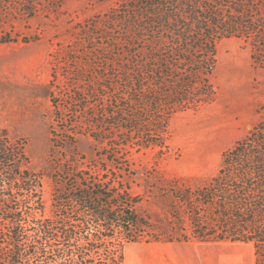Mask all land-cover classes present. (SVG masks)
<instances>
[{"label":"rangeland","instance_id":"374dc122","mask_svg":"<svg viewBox=\"0 0 264 264\" xmlns=\"http://www.w3.org/2000/svg\"><path fill=\"white\" fill-rule=\"evenodd\" d=\"M196 1L240 20L235 9L244 1V31L216 42L215 101L174 114L165 132L152 136L139 122L127 126L110 116L128 108L129 80L122 70L129 63L126 43L117 41L123 32L105 36L104 26L137 0H0V143L23 146V169L39 182L16 187L35 189V198H24L31 194L24 190L7 204L31 208L24 231L44 221L75 224L62 215L71 213L70 198L84 192L80 183L105 180L137 201L135 211L150 227L126 245L125 264H256L253 243L195 240L189 209L194 191L218 173L225 152L257 133L264 119V0ZM143 134L160 141L158 146L140 147ZM4 171L0 176L9 177ZM3 192L17 190L7 185ZM199 217L211 223L214 208L201 206ZM10 230L0 219V264L11 257ZM172 232L192 239L165 243L164 235ZM33 261L24 257L21 264Z\"/></svg>","mask_w":264,"mask_h":264},{"label":"trees","instance_id":"16d2710c","mask_svg":"<svg viewBox=\"0 0 264 264\" xmlns=\"http://www.w3.org/2000/svg\"><path fill=\"white\" fill-rule=\"evenodd\" d=\"M246 5L243 1L235 9L241 20L221 15L212 4L202 5L196 0H137L108 17L105 36L123 32L117 41L127 46L129 67L122 72H127L131 96L130 107L128 103L127 109L111 111L110 116L127 126L139 122V127L150 128L147 131L155 136L165 132L174 114L197 111L214 102L216 92L211 77L216 42L244 31ZM9 42L6 39L2 43ZM149 79L151 87L146 85ZM50 97L57 108L53 93ZM161 122L164 124L159 125ZM145 136L140 138V147L158 146L160 141ZM25 162L23 146L0 143V174L4 170L10 174L0 176V188L4 190L9 185L11 190H17L0 196V211H5V217L0 219L11 225V257L7 264H21L24 257L34 259L32 264H125L126 245L138 242L142 229L150 228L135 211L137 201H129L127 192L113 189L109 181L97 180L87 186L80 183L84 192L70 198L71 213L62 215L75 224L58 227L44 221L38 228L24 231L22 221L30 216L31 208L14 209L7 204L24 190L31 193L24 198H35V189L16 188L33 181L28 170L23 169ZM79 180L85 181L82 177ZM193 195L194 209L189 211L193 212L197 229L194 239L253 243L256 264H264V119L257 133L225 152L218 173ZM201 206L214 208L211 223L201 221ZM164 236L166 242L192 239L174 232ZM32 247L34 251L30 253Z\"/></svg>","mask_w":264,"mask_h":264},{"label":"crops","instance_id":"0c3cea01","mask_svg":"<svg viewBox=\"0 0 264 264\" xmlns=\"http://www.w3.org/2000/svg\"><path fill=\"white\" fill-rule=\"evenodd\" d=\"M195 240H197V239H195ZM198 242H200V243H203V242H205V241H201V240H197ZM165 243H168V244H180V243H183V242H166V241H164ZM184 243H188V242H184ZM190 243V242H189ZM193 248H194V246H193ZM193 249L192 248H185L184 249V252L185 253H190L191 251H192ZM183 254V253H182ZM174 264H189L187 261H184V260H180V261H175L174 262Z\"/></svg>","mask_w":264,"mask_h":264},{"label":"bare ground","instance_id":"6f19581e","mask_svg":"<svg viewBox=\"0 0 264 264\" xmlns=\"http://www.w3.org/2000/svg\"><path fill=\"white\" fill-rule=\"evenodd\" d=\"M242 70V69H241ZM234 72H236V71H234Z\"/></svg>","mask_w":264,"mask_h":264}]
</instances>
